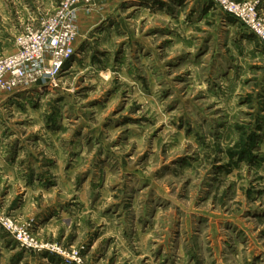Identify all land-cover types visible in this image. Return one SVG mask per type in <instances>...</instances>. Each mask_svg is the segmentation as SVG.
<instances>
[{
  "label": "rangeland",
  "instance_id": "obj_1",
  "mask_svg": "<svg viewBox=\"0 0 264 264\" xmlns=\"http://www.w3.org/2000/svg\"><path fill=\"white\" fill-rule=\"evenodd\" d=\"M61 1L0 0V57ZM207 1L86 12L0 90V264H264V47Z\"/></svg>",
  "mask_w": 264,
  "mask_h": 264
},
{
  "label": "built area",
  "instance_id": "obj_2",
  "mask_svg": "<svg viewBox=\"0 0 264 264\" xmlns=\"http://www.w3.org/2000/svg\"><path fill=\"white\" fill-rule=\"evenodd\" d=\"M98 0H62L39 28L27 26L16 50L0 57V90L8 93L52 80L75 51L79 12H91ZM239 21L264 47V15L257 0H213Z\"/></svg>",
  "mask_w": 264,
  "mask_h": 264
},
{
  "label": "crops",
  "instance_id": "obj_3",
  "mask_svg": "<svg viewBox=\"0 0 264 264\" xmlns=\"http://www.w3.org/2000/svg\"><path fill=\"white\" fill-rule=\"evenodd\" d=\"M117 1L118 0H98L95 8L93 9L92 14L102 13V12L108 10L112 5L116 4ZM239 1H241V0H239ZM146 5H148V4H146ZM201 9L203 10V12L206 16H210V11L212 9H214L213 3L212 2L210 3L209 0L205 3L203 2ZM260 10L262 13H264V4H263V6H260ZM92 14H91V16H92ZM84 15L88 16V14L84 10H80V12H79V27H80V23H81L82 18L85 17ZM222 15H224L225 17L233 18L232 16H230L224 12H222ZM233 19H235V18H233ZM238 23L240 24L241 28H243L244 32L247 34V36H246L247 39L253 41V43L255 45L259 44L260 46H262L260 41L256 37H253V35L250 31H248L239 21H238Z\"/></svg>",
  "mask_w": 264,
  "mask_h": 264
},
{
  "label": "trees",
  "instance_id": "obj_4",
  "mask_svg": "<svg viewBox=\"0 0 264 264\" xmlns=\"http://www.w3.org/2000/svg\"><path fill=\"white\" fill-rule=\"evenodd\" d=\"M253 35V34H252ZM253 37H255L254 35H253Z\"/></svg>",
  "mask_w": 264,
  "mask_h": 264
}]
</instances>
